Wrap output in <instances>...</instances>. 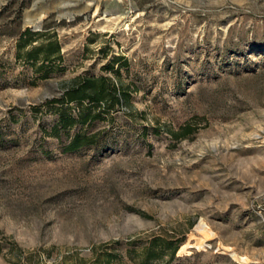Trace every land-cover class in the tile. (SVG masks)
I'll list each match as a JSON object with an SVG mask.
<instances>
[{
    "label": "rangeland",
    "instance_id": "374dc122",
    "mask_svg": "<svg viewBox=\"0 0 264 264\" xmlns=\"http://www.w3.org/2000/svg\"><path fill=\"white\" fill-rule=\"evenodd\" d=\"M0 264H264V0H0Z\"/></svg>",
    "mask_w": 264,
    "mask_h": 264
},
{
    "label": "trees",
    "instance_id": "16d2710c",
    "mask_svg": "<svg viewBox=\"0 0 264 264\" xmlns=\"http://www.w3.org/2000/svg\"><path fill=\"white\" fill-rule=\"evenodd\" d=\"M41 46L42 45L38 46L36 50H43ZM48 46H50V51L58 52V44L56 41L49 43ZM50 51L49 49L43 50V54H45V57L47 55V52ZM32 52L27 53V56L31 57ZM106 80L107 78L104 76L74 78L69 81V86L63 94V100H58L57 102L68 103L87 101L90 104L89 106L92 108L96 107L97 104H100L99 102H105V104L107 105L106 108H112L113 106L118 104L127 106L130 105L128 95L124 87L122 85L121 87H118L110 83L108 84ZM95 116L97 115H89V113L87 112V108L84 109L83 107H80V110L78 111L76 117L70 116L67 119L65 116L60 115L59 123L63 128L71 127L74 124L83 125L89 120L94 119ZM185 132L188 131L173 132V134L178 137H183L186 134ZM93 138L94 134L75 132L70 135V137L66 141L64 149L66 151H75L81 147L91 145L94 142ZM156 242L157 239H153L151 241L152 247L156 246L157 244H161L170 249V255H174L176 247H169V243L164 240H162L161 243ZM153 255V252L149 249L145 253L146 259H149L148 257H151Z\"/></svg>",
    "mask_w": 264,
    "mask_h": 264
}]
</instances>
